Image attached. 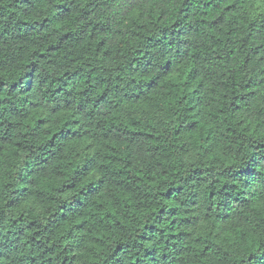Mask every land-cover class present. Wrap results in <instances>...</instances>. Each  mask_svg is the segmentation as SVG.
<instances>
[{
    "label": "clouds",
    "instance_id": "1",
    "mask_svg": "<svg viewBox=\"0 0 264 264\" xmlns=\"http://www.w3.org/2000/svg\"><path fill=\"white\" fill-rule=\"evenodd\" d=\"M29 2L26 34L0 24V264H30L27 242L59 249L53 264L145 248L151 264H248L264 239V0H189L215 10L179 23L181 0H63L61 17ZM66 32L78 59L38 58Z\"/></svg>",
    "mask_w": 264,
    "mask_h": 264
},
{
    "label": "trees",
    "instance_id": "2",
    "mask_svg": "<svg viewBox=\"0 0 264 264\" xmlns=\"http://www.w3.org/2000/svg\"><path fill=\"white\" fill-rule=\"evenodd\" d=\"M189 3V0H181V6L178 10V17H177V23L180 22V14H184L185 16L189 15L192 12H196L197 10L203 15V16H209L215 9L210 7H203L197 9L195 6L185 9V5ZM57 10L55 12L56 17H61V9L65 8V3L63 0H57ZM33 5L29 2V0H0V24L3 25L5 31L11 30L13 28H20L22 33L26 34L29 30L28 26L33 24L34 22V15L32 12ZM82 14H85L87 12V9L81 10ZM47 31V30H45ZM94 31V29H93ZM71 35V32L63 33L61 36H57L55 38L49 39L46 35L42 41L38 42V58L44 59L47 58L49 62H51L53 56H60L65 55V59L73 58L78 59V56H73V53L76 51L78 47V40H69L67 44L64 43L65 38ZM159 39V37L157 38ZM218 39V38H217ZM164 43H170V41L165 40ZM228 43L224 42L219 45L215 49V51H219L221 47H227ZM245 46H247V41H245ZM158 47L161 51H163L164 44H158ZM252 49L248 48L247 54L245 55V64L249 62V57L252 54ZM36 54V53H34ZM139 58H143V54L138 53L137 54ZM84 60L86 61L88 58V54H84ZM129 59L131 60L132 57L129 56ZM31 68V64H25L22 68L19 70H16L14 72V75L18 78L22 79L24 75L27 73L28 69ZM10 71V65L9 60L7 57L0 59V73H8ZM85 71H90V69L85 66ZM7 84V80L0 78V85ZM9 94L5 93L6 99L2 102L7 104H14L16 101L13 99H7V96ZM188 103H192V98H189ZM15 111H20L21 109L16 108ZM187 115L191 117L194 115L193 112H188ZM119 121H117V124ZM67 126V124L65 125ZM63 131V129H61ZM235 134V132H234ZM117 159H119V155L117 154ZM68 163H72V161H69ZM224 181L221 180V184H223ZM16 191H21V187L17 186ZM223 188H218V193L222 192ZM167 198L166 193L161 194V199ZM208 198H212V191L209 190ZM163 210V209H161ZM259 221V227L264 228V217L258 216L256 218ZM157 223L154 221V224ZM23 225L20 227H17L15 224L11 225L8 231V235L12 237V239H16V236L13 235V233H19ZM33 227V225H29V228ZM147 230V228L145 229ZM51 234V233H50ZM163 235V232H162ZM28 247V256L24 257L21 256L20 259L23 262L25 259H27L30 264H53V261L59 262L60 260V253L59 249H56L55 246L52 248H49L46 244L40 247H36L35 250H33V247L31 245V242H27ZM167 247V244L164 245ZM127 252V249L125 250ZM129 256L132 255V253H128ZM143 260V264H151V259L148 256V249L145 248L143 250V254L141 255L140 251L135 252V264H141V261ZM64 264H67V260L65 259ZM117 264H119V261H117ZM240 264H245V261L241 260ZM248 264H264V239H257L255 241V249L254 251L249 253V259Z\"/></svg>",
    "mask_w": 264,
    "mask_h": 264
}]
</instances>
